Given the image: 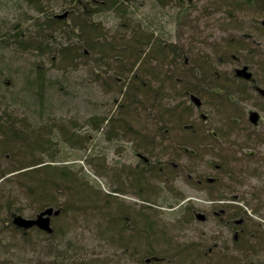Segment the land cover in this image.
I'll return each mask as SVG.
<instances>
[{"label": "rangeland", "instance_id": "obj_1", "mask_svg": "<svg viewBox=\"0 0 264 264\" xmlns=\"http://www.w3.org/2000/svg\"><path fill=\"white\" fill-rule=\"evenodd\" d=\"M169 1L134 0L126 19L133 26L146 23L183 53L206 57L213 77H225L237 87L245 80L235 71L247 67L257 88L248 85L232 106L204 92L197 96V108L165 80L154 85L162 88L167 111L181 105L176 113L187 117L183 129L191 131L192 144L181 143L180 150L177 141L186 132L178 131L168 112L154 113L149 105L145 111L133 106L134 113L126 117L147 138L145 143L113 128L112 121L123 114L113 107L114 93L127 78L116 65L97 70L93 54L58 70L60 59L53 66L34 49L0 46V71L5 80L10 78L12 91L21 88L23 73L34 77L33 66L45 71L47 82L60 84L58 90L56 85L46 88L49 101L38 116L49 130H41L43 146L31 150L13 144V154L0 158V175L19 170L0 181V199L11 196L28 221L36 220L40 208L62 210L60 217L51 218L52 235L36 229L24 235L0 217V264H148V250L163 258L160 264H264V99L259 95L264 90V11L244 7L232 18L231 9L216 0ZM42 3L53 15L65 12L60 0ZM40 19L26 0H0V43L15 27H20L21 39L34 37ZM99 21L113 37L125 22L113 12ZM3 96L2 122L12 121L20 131L25 120L32 127L34 109ZM251 113L259 116L255 125ZM143 169L140 188L132 176ZM61 171L75 182L64 186ZM42 193L51 200L38 196ZM225 208L245 212L241 227L234 221L225 227L220 217ZM123 210L129 220L121 234L114 227ZM197 214L206 220L200 222ZM147 219L155 229L138 245L135 234Z\"/></svg>", "mask_w": 264, "mask_h": 264}, {"label": "trees", "instance_id": "obj_2", "mask_svg": "<svg viewBox=\"0 0 264 264\" xmlns=\"http://www.w3.org/2000/svg\"><path fill=\"white\" fill-rule=\"evenodd\" d=\"M42 1L45 0H26L29 5L33 6L38 16L41 17V22L36 24L37 31L35 36H29L27 37L28 40L25 41L21 39L22 33L19 30L20 27H15V32L12 35L6 36L8 39H5V41L2 39L3 42L0 43V46L4 48V45L11 47L14 45L19 50L25 52L34 49L39 55L47 57L53 66L60 59L62 66L58 70L70 68L69 66L75 60L86 61L92 59L93 54L96 56L94 65L97 66V70L108 63L114 66L116 65L121 71V74H126L127 78L122 84L123 87L120 86L116 93H114L113 107L119 108V111L123 114L122 116L120 115L121 119H118V121H112L113 128L120 129L124 134L139 137V142L143 141L145 143L147 138L142 136V132L136 130L126 119L130 118V113L133 112V106L139 107V111L140 108L145 111V108L147 109L149 105V108L154 113L160 112V114H163V112H168L169 118L176 121L175 124L177 125L178 131L182 132L184 130L186 132V138L184 140L178 139L177 141L180 150L181 143L182 145L184 142L192 144V140L190 139L189 141L191 131L189 129H183V125L186 126L183 121L184 118H187L186 115L183 112L176 113L179 111L181 105H176L168 111L163 106L161 96L162 88L154 87V85H160L161 80H165L166 84L169 83L171 85L170 88L176 92V95L179 94L182 98H187L192 101L193 97L198 98L202 93L208 92L210 95L216 97L217 100L231 104L230 106L234 105L232 100L236 96L244 94V88L248 85L253 90L257 88L253 79L252 81L243 79L245 80L243 82L244 84L237 87L234 85L235 83L230 82L228 79L225 80V77H213L211 74L212 66L206 60V57L202 55L191 56L189 52L183 53L175 45H170L167 41L159 38L156 34V29H151L149 25L142 23V21L138 22V25L135 24L136 26H133V22L126 18L129 14V12L127 14L128 6L134 3V0H60L63 2L61 7L65 11L62 16L53 15L49 7L43 6ZM171 1L174 0H170L169 2ZM163 2L165 3V1ZM216 4L225 5L228 9H231L229 14H231L230 16L232 18L235 17L234 12L236 10L239 11L240 8L244 9V7L264 11V0H216ZM108 12H113L117 18L125 20L122 24V32H119L115 37L111 36L108 31L106 32L103 29L102 23L99 21ZM124 25L125 27H123ZM59 40H64V42L61 43ZM91 63H93L92 60ZM5 67L7 68L6 64ZM33 70L34 77L29 73H23L21 75L23 82L17 92L12 91L10 78L5 80L7 76H4L3 70V72L0 71V106L4 104V93L10 99H14V101L27 102L26 107L28 110L34 109V112L30 111L34 115L31 117L33 125L31 127V124L27 123L26 120L23 121V131L16 129L12 121L7 120L2 122L1 119L3 117H0V158H7L13 154L11 152L13 144H19L25 147L29 146L28 148L31 150L43 146L42 141L44 140L43 135L45 134H42L41 130L47 132L48 129H45L46 124L40 121V117L38 116L44 114V107L49 101L46 95V88H49L50 85H56L58 90L60 84L58 85L56 82L50 81V79L47 82L45 71L40 68L37 69L33 66ZM218 92L220 94H217ZM259 95L264 99L263 94L260 93ZM142 99L143 101H141ZM35 108L38 110L35 111ZM35 118L38 122H35ZM104 119L107 120V117L105 116ZM153 148L151 147V149ZM183 148L185 147H182V150ZM142 159L145 162H149L147 158ZM143 166H146V164ZM18 171L12 169L9 172H3L0 175V181L7 182L9 176ZM134 173L132 177L136 185L141 188V185L145 182V169L137 170ZM69 176L66 171H61L60 178H62L64 186H67L68 181H74ZM203 179L204 181L205 179L207 180L205 176ZM217 182L215 179L213 183H210L215 185ZM75 191H77L76 188ZM38 196H42L48 202L51 200V196L48 193H42V195ZM221 200H223L222 197L217 199V201ZM12 201L11 196L9 198L1 197L0 199V217H4L1 219L2 223H6L11 227L14 225V228L22 230L24 235L28 231L35 229L47 235H52L37 227L25 230L16 226L14 223L15 219L22 217V210L19 207H15ZM46 209L40 208L39 212H43ZM54 210L56 211L57 209ZM231 211L232 209L229 211L228 208L220 211V217L224 218L223 222H225V227L229 228L230 222L234 221L233 223L236 224L235 221H239L240 217L245 214V212L240 213L236 210L234 213ZM127 214L123 210L120 221L114 227L118 228L120 232L126 228L125 224L129 220ZM61 215L62 210L59 209V216L57 217ZM143 223H145V228H138L135 234L136 236L134 237L138 245H141L143 235H147L146 237H148L151 231L155 229L148 219L144 220ZM242 224L237 225V227H241ZM236 230L235 233H237ZM159 260H163L160 255H156L152 250L147 251L146 262L149 261L148 264H160L161 262Z\"/></svg>", "mask_w": 264, "mask_h": 264}, {"label": "water", "instance_id": "obj_3", "mask_svg": "<svg viewBox=\"0 0 264 264\" xmlns=\"http://www.w3.org/2000/svg\"><path fill=\"white\" fill-rule=\"evenodd\" d=\"M264 25V23H263ZM235 75L238 78H242L245 79L247 81H250L252 78V74L249 72L247 67H244L241 70H236L235 71ZM259 92L261 94L264 95V91L259 90ZM192 101L196 104L197 107L201 106V101L198 98L193 97ZM249 120L252 124H257L258 120H259V116L256 113H251L249 115ZM59 216V211H55L53 208H48L46 210H44L43 212H41L35 221H28L23 219L22 217H18L15 219V225L18 226L19 228H23L25 230H28L32 227H37L42 231L48 232V233H52V228H51V218L52 217H57ZM197 219L200 222H204L206 220V217L202 214H197ZM236 224L240 225L242 224V221L239 220L236 222ZM149 262V261H148Z\"/></svg>", "mask_w": 264, "mask_h": 264}, {"label": "flooded vegetation", "instance_id": "obj_4", "mask_svg": "<svg viewBox=\"0 0 264 264\" xmlns=\"http://www.w3.org/2000/svg\"><path fill=\"white\" fill-rule=\"evenodd\" d=\"M143 160V159H142Z\"/></svg>", "mask_w": 264, "mask_h": 264}]
</instances>
